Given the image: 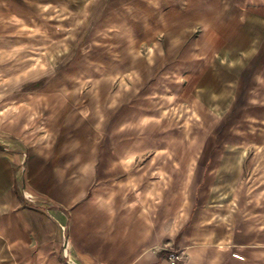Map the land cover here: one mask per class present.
Instances as JSON below:
<instances>
[{"label":"crops","instance_id":"obj_1","mask_svg":"<svg viewBox=\"0 0 264 264\" xmlns=\"http://www.w3.org/2000/svg\"><path fill=\"white\" fill-rule=\"evenodd\" d=\"M199 11L205 14L190 9L188 24L214 29L223 44L233 29L253 26L259 37L225 87L228 106L210 114L211 147L199 152L205 167L209 162L204 191L186 213L163 180L184 136V116L168 113L179 101L161 105L174 91L179 100L174 88L186 69L165 68L139 100L98 121L100 131L110 125L112 149L104 152L114 157L99 165L102 142L75 131L68 91L44 78L51 57L32 13L20 0H0V264H45L47 252H58L49 264H72L59 255L67 243L46 242L60 237V223L75 237L81 264H173L167 256L181 248L177 264H264V0H227ZM241 35L242 41L246 31ZM155 88L169 93L146 102ZM89 110L80 108L88 118ZM124 155L129 171L121 170Z\"/></svg>","mask_w":264,"mask_h":264},{"label":"rangeland","instance_id":"obj_2","mask_svg":"<svg viewBox=\"0 0 264 264\" xmlns=\"http://www.w3.org/2000/svg\"><path fill=\"white\" fill-rule=\"evenodd\" d=\"M20 1L32 13L45 55L51 57L47 60L49 75L45 80L51 79L68 91L78 115L74 119V126H78L75 131L87 133L93 144L102 142L99 165L113 164L114 157L112 153L106 157L104 152L112 149L108 146L110 125L100 131L98 121L102 118L109 121L122 106L139 100L155 80L154 76L165 68L186 69L183 76L177 77L179 86L174 88L179 92V100L174 91L161 98V105L179 101L168 113L172 117L184 116L180 124L184 136L166 164L163 180L166 194L175 201L178 199L188 213L195 196L199 199L204 191L200 181L207 173L209 162L205 167L206 158L199 152L211 147L209 134L213 117L210 114L215 117L228 106L230 98L225 87L235 81L236 70L246 65L255 51L259 30L253 26L233 29L232 40L223 44L214 29H203L201 23L188 24L190 9H195L196 15H203L199 11L201 6L225 5L227 0ZM243 19L245 14H237L238 22ZM244 31L247 37L241 41ZM190 61H194V66ZM168 93L155 88L145 101L156 103ZM195 103L200 104L196 109ZM84 105L90 107L89 118L80 112ZM201 106L207 108L202 110ZM166 111L167 108H158L154 112ZM150 158L148 154L143 156L141 164ZM120 164L122 171H129V155L122 156ZM59 232L57 239L46 238L47 244L67 243L68 251L63 246L60 258L67 256L70 263L81 264L69 227L60 223ZM182 249L185 252L186 248ZM57 255L58 252L43 253L41 260L49 264Z\"/></svg>","mask_w":264,"mask_h":264},{"label":"built area","instance_id":"obj_3","mask_svg":"<svg viewBox=\"0 0 264 264\" xmlns=\"http://www.w3.org/2000/svg\"><path fill=\"white\" fill-rule=\"evenodd\" d=\"M168 260L173 264H177L184 260V250L181 248L167 256Z\"/></svg>","mask_w":264,"mask_h":264},{"label":"bare ground","instance_id":"obj_4","mask_svg":"<svg viewBox=\"0 0 264 264\" xmlns=\"http://www.w3.org/2000/svg\"><path fill=\"white\" fill-rule=\"evenodd\" d=\"M149 23V22H148Z\"/></svg>","mask_w":264,"mask_h":264}]
</instances>
